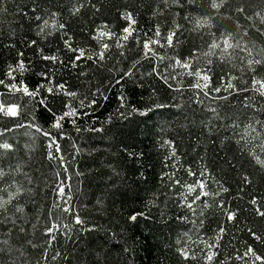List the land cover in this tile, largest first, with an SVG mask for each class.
Instances as JSON below:
<instances>
[{
    "label": "trees",
    "instance_id": "16d2710c",
    "mask_svg": "<svg viewBox=\"0 0 264 264\" xmlns=\"http://www.w3.org/2000/svg\"><path fill=\"white\" fill-rule=\"evenodd\" d=\"M212 2L0 3V79L22 81L35 90L48 84L42 74H50L53 86L66 82L77 93L52 97L40 88L54 111L67 110L61 101L77 110L76 126L66 118L62 129H54L53 116L37 103L39 97L33 100L0 85V103L20 105L16 118L0 114V142L14 146L11 152L0 150L5 173L0 197L9 201L13 195L0 208V264H245V259L259 264L237 257L249 245L264 255V244L249 232L264 236V217L254 210L264 205V164L258 162L264 161V96L251 85L254 75L264 76V63L254 65L255 72L248 65L249 59L264 57V0H216L218 9ZM126 13L133 14L137 31L120 48L116 38L127 24ZM157 27L161 44L166 43L163 35L176 29L174 46L153 45L158 56L144 58L141 43L157 39ZM229 36L233 47L224 53L223 40ZM65 40L93 59L71 67L74 53ZM214 42L221 47L211 48ZM103 43L110 47L99 61L95 54ZM43 55L58 60L45 61ZM176 60L206 72L208 88H194L196 77L176 66ZM17 61L26 70H17L11 81L6 73ZM129 71L131 76L125 74ZM228 81L234 89L225 91ZM217 87L220 92L212 90ZM37 127L57 139L66 137L59 139L62 151L57 154L67 158L63 164L48 158V138ZM64 180L67 195L62 199L57 185ZM200 180L210 195L189 209L185 202H192L200 189L190 193L188 186ZM221 204L235 212L234 220L227 219ZM65 207H72L84 224L76 225ZM53 223L60 231L49 247L45 232ZM180 249L192 258L185 260ZM209 251L216 253L212 262L206 260Z\"/></svg>",
    "mask_w": 264,
    "mask_h": 264
},
{
    "label": "snow or ice",
    "instance_id": "6c2138e0",
    "mask_svg": "<svg viewBox=\"0 0 264 264\" xmlns=\"http://www.w3.org/2000/svg\"><path fill=\"white\" fill-rule=\"evenodd\" d=\"M3 0H0V3H2ZM176 2H179V0H176ZM189 3H195V0H188ZM223 2V0H221V3ZM213 8H219L220 4L216 3V0H213L212 5ZM76 11L78 12L79 9H76ZM242 11V10H241ZM126 21L127 24L122 26V35L118 36L116 38V45L117 47L123 48L125 45L123 43H120L121 41H127L130 37H133V33L135 31H137V29L134 27L136 24V20L133 18V14L132 13H126L123 17ZM37 20L40 19L39 16L36 17ZM206 23V21H205ZM45 26H47L48 21H44ZM59 27L61 29H63L65 27L64 24H60ZM179 25L176 26V28H178ZM100 36H105L107 35L109 38L112 37V33L110 32H101L99 33ZM154 36L157 37V39H153L152 37H148L146 40H144L141 43V50L143 52L144 58H152V57H157L158 54L155 51V49L152 47L153 45H157L159 47H172L174 46V37L176 36V29L174 28L171 31H168L166 34L163 35V39L166 41L165 44H161V40L159 38L162 37V33L160 31V28L157 27L154 30ZM231 39V37L229 36L228 38L223 40V49L222 52L226 53L227 50L229 48H232L233 45L229 42ZM36 42L32 41V44L34 45ZM239 46V45H237ZM65 47L72 53H74V55L71 58V67L75 68L78 67V62L81 60H92L93 56L92 55H87L85 54L84 50H78L76 48L73 47V45L70 43L69 40H65ZM102 49L101 51H99L98 53L95 54L96 59L99 61H103L105 60V50L109 49V44L107 43H103L101 45ZM221 45L218 43H213L211 45V48L216 49V48H220ZM123 53H121L122 55ZM20 56H23V53H19ZM159 59H164V57H158ZM42 59L47 61V60H51L53 62H57L58 57L55 55H43ZM136 63H139V61H137ZM264 63V57L258 58V59H249L248 60V65H249V70L255 72V68L253 67L254 65H259ZM175 65L179 66L182 69H186L189 70L187 72L188 75H194L196 77V83L195 85H193L194 88L203 91L205 88H208V82L210 80V77L208 76V74L206 72L203 71H194L191 70V63L190 61H182V60H176L175 61ZM135 63L133 64V67H135ZM19 70L21 72H23L24 70H26V66L24 64L23 61H17V67L13 68L11 65L9 66V70L7 71L6 75L9 78V80L11 81H16V76L14 75V73ZM128 76H131L132 73L126 72L125 73ZM44 76V78L46 80H48V84L47 85H41L40 88H44L45 91L48 93L49 96L55 97L58 94H62L65 97H69V98H73L77 96V93L75 91H70L66 85V82L64 83H58L55 86L52 85L51 83V75L50 74H42ZM233 79H235V77H233ZM165 80H167V78L165 77ZM201 81H203V83H201ZM117 83H119V81H117ZM0 85L4 86L5 88L8 89L9 92H15V93H21L24 96H28L31 97L33 100H37V97H39V99L37 100V103H39L46 111L50 112L53 116V122H52V128L54 129H62L63 128V124L62 121H64L66 118H73L71 119V123L73 124V126H76V119H74L75 117H77V110L71 106L70 101H61V103L63 104V106L65 108H67L66 111H62V112H56L54 111L51 107H49L48 104V100L44 97L40 95V88H37L35 90H30V88L24 84L22 81H18V82H12V83H5L4 79H0ZM251 85H252V90L257 92L259 95L264 96V76L261 77H257L256 75H254L252 77L251 80ZM234 89V85L231 83V81L227 82L225 91L228 90H232ZM213 91L216 92H220V88H214L212 89ZM208 93H205V95H207ZM222 99H227L226 96L221 97ZM123 99V98H122ZM94 103V101H90L89 104L87 106H91V104ZM81 106H85L83 100H81ZM160 107H163V105H161ZM19 108L20 105L18 103H0V114H2L4 117H9V118H16L19 115ZM141 115H145L146 113L141 112ZM17 126H23L22 124H19ZM10 129H6L5 131H8ZM37 132H42L44 136H46L48 138V148H49V154H48V158L50 160L52 159H60L61 163L63 164L66 161V157L63 156H58L57 154H59L62 149H61V145L59 143V139H65L66 137L61 134L59 139H57V137L51 135L50 132L48 131H44L41 128L37 127L36 128ZM76 131H81V129L77 126L76 127ZM89 131H100V129H89ZM4 132H0V136H3ZM166 143L170 144V141H167ZM73 147H75V145H73ZM54 149V152L52 151ZM0 150H4L7 152H11L14 151V146L10 143L7 142H0ZM78 151V149H77ZM3 153H0V155H2ZM173 156H175V153H173ZM261 164H264V161H258ZM65 171H67V169H65ZM191 175H196V173L194 172H190ZM5 175L4 170L2 168H0V178H2ZM201 175H203V173H201ZM244 181L247 182L248 181V177L245 176ZM177 183H179L177 181ZM67 186V182L66 180L62 181L59 185H57V195L60 198H65L66 197V192H65V187ZM197 186L199 187L200 191L197 192L196 196L193 198L192 202H185V207L191 209L193 207V203L196 200L201 199V197H205L210 195V193H208L205 190V182L203 180H200L196 183H194L193 185L188 186V191L191 192H196ZM0 191H4V189H0ZM19 191V189L17 190ZM225 192L228 191L227 188L224 189ZM13 198V195L10 193L9 194V201ZM71 200V197L68 196L67 199L65 200V203H69V201ZM9 201H5L3 200L2 197H0V208H3L5 204H7ZM251 204L253 206L257 205V201L256 199H252ZM220 207L224 210V214L227 216V219L229 221H232L235 219V212L233 211H229L223 204L220 205ZM255 212L258 216L264 217V205H262L261 207H255ZM63 211L65 213H70L73 215V219L75 221L76 225H83L84 221L80 218V216L76 215L74 212V209L72 207H65L63 209ZM130 220L132 221H136L137 220V215H131L129 217ZM86 230H90V229H86ZM60 231L58 225L56 223L51 224L45 232V235H47L49 237V240L46 242L47 246H51L53 241L56 240V236H55V232ZM225 232V229L223 227H221L219 229L218 232V237L222 239L223 237V233ZM249 232L251 234V237L253 240L258 241L262 244H264V236L261 235H257L256 232L252 231L251 229H249ZM29 243H31V241H29ZM218 243V241H217ZM37 245H33V247H36ZM209 249L213 248L214 245H208ZM179 254L185 259L188 260L192 257L189 256L188 254V250L187 249H180L179 250ZM216 256V253L213 251H209L206 254V260L208 262H212L214 260V257ZM53 259H55V255L52 257ZM245 258H251L253 259L254 262H259V264H264V255H260L257 253V251L251 246H247L243 255L240 257H237V259H245ZM245 264H247V260L245 259Z\"/></svg>",
    "mask_w": 264,
    "mask_h": 264
}]
</instances>
